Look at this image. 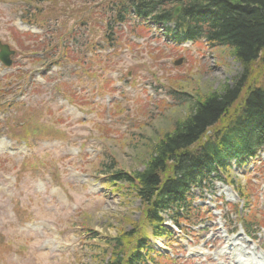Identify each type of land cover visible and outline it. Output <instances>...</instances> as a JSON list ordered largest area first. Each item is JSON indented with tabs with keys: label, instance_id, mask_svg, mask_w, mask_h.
<instances>
[{
	"label": "rangeland",
	"instance_id": "obj_1",
	"mask_svg": "<svg viewBox=\"0 0 264 264\" xmlns=\"http://www.w3.org/2000/svg\"><path fill=\"white\" fill-rule=\"evenodd\" d=\"M21 1L0 0V42L15 52L10 68L0 64V80L12 75L9 96L1 100L16 96L23 103L0 111V264H104L105 241L131 230L140 204L124 186L103 187L102 166L141 171L153 142L184 117L191 98L220 91L241 69L226 49L175 48L129 24L110 36L111 44L104 9L114 8L115 0H35L27 8ZM64 35L67 47L76 46L73 55L57 47ZM47 43L57 48L52 57L42 53ZM41 54L46 59L36 61ZM179 58L183 64L174 67ZM53 62L61 66L45 72ZM22 112L33 118L31 130L43 134L30 135L29 149L8 136L22 134ZM244 171L257 187L250 203L258 222L264 218V152ZM243 173L231 175L244 185ZM193 193L194 204L212 212L213 221L198 237L174 236L175 264L264 263L262 231L254 248L227 234L235 218L225 205L239 203L230 187L214 179ZM156 245L169 252L165 240Z\"/></svg>",
	"mask_w": 264,
	"mask_h": 264
},
{
	"label": "trees",
	"instance_id": "obj_2",
	"mask_svg": "<svg viewBox=\"0 0 264 264\" xmlns=\"http://www.w3.org/2000/svg\"><path fill=\"white\" fill-rule=\"evenodd\" d=\"M34 2L21 1L25 8ZM113 4L114 8L108 5L104 9L108 13L104 26L111 44L110 36L116 35L114 28L127 22L132 14L155 25L173 22L176 33L170 38L175 42L205 39L210 47H227L241 67L231 86L191 98L184 117L153 142L142 171L127 173L102 166L106 182L114 191L124 186L140 203V218L137 223L130 222L131 230L105 242L109 246L106 264H144L146 258L140 251H146L149 259L151 250L146 228L154 237L170 236L163 227V214L176 225L188 221L193 212L191 188L200 187L212 172H228L231 160L244 165L264 148V0H115ZM175 6L181 7V13L173 21ZM26 13L22 11L23 16ZM23 16L21 20L28 23ZM64 39L69 37L58 38L57 47L73 55ZM49 44L42 53L52 57L50 53L57 48ZM64 57L67 56L60 55L58 59ZM171 93L185 96L175 90ZM34 133L38 135L39 131ZM237 189L239 193L241 189L245 191L241 196L247 206L250 189L240 185ZM247 219L243 218V222L249 228ZM257 223L264 227L263 218Z\"/></svg>",
	"mask_w": 264,
	"mask_h": 264
},
{
	"label": "water",
	"instance_id": "obj_3",
	"mask_svg": "<svg viewBox=\"0 0 264 264\" xmlns=\"http://www.w3.org/2000/svg\"><path fill=\"white\" fill-rule=\"evenodd\" d=\"M178 9L175 10L174 12V16L176 15ZM13 52H11L8 48V46L6 45H2L0 44V62L5 65V66H10V60H9V57L10 55H12ZM180 62L176 63V64H179Z\"/></svg>",
	"mask_w": 264,
	"mask_h": 264
},
{
	"label": "bare ground",
	"instance_id": "obj_4",
	"mask_svg": "<svg viewBox=\"0 0 264 264\" xmlns=\"http://www.w3.org/2000/svg\"><path fill=\"white\" fill-rule=\"evenodd\" d=\"M246 264H254V263H252V262H249V263H246ZM264 264V263H263Z\"/></svg>",
	"mask_w": 264,
	"mask_h": 264
}]
</instances>
